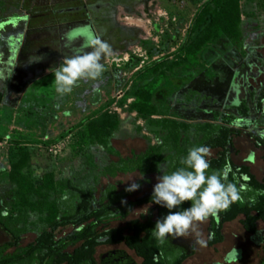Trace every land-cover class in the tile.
<instances>
[{"label":"rangeland","instance_id":"374dc122","mask_svg":"<svg viewBox=\"0 0 264 264\" xmlns=\"http://www.w3.org/2000/svg\"><path fill=\"white\" fill-rule=\"evenodd\" d=\"M121 1L128 4V8H123L124 14L120 17L116 15L115 22L111 20L106 24V29H100L106 33L105 40L112 48V55L103 60L105 71L102 78L96 82L83 81L66 96H59L55 92L53 70L61 65L64 58L81 55L85 51L58 50L59 38L67 30L66 23L80 20L82 14L74 18L73 15L65 14L58 18L51 16V12L79 7L83 3L95 6L110 1L2 2L0 207L8 206L10 214H16L20 208L18 203L14 204V180L26 178L38 183L46 176L53 178L54 182L68 178L77 186H83L87 184L86 162L89 157L101 165L114 160L106 155L105 149L98 143L99 139L92 136L94 122L103 115L117 122V128L108 132L107 137L110 145L124 157L130 152L138 154L144 151L146 144L143 138H152L145 130V119L133 109L139 100L146 101L147 110L155 108L156 113L160 112V116L149 117L151 120L167 117L188 122L187 116L191 109L175 104L177 92L187 87L204 90L215 88L218 94L226 91V82L216 84L213 75L215 70L226 74V68L219 66L220 63L228 65L235 60L226 49L223 39L207 43L193 56L179 54V50L189 41L195 15L208 0H142L131 8L127 0ZM149 2L152 3L149 8L152 14L142 19L140 14L143 9H140L139 3L146 7ZM245 5L253 10L256 17L264 11V0H240L239 8L242 12ZM260 34H250L245 44L251 45ZM260 44L264 57V37L260 38ZM37 57L41 59L33 61ZM180 60L183 63H179L174 70L163 72V68H160L161 72L157 74L152 71L157 64L162 65L166 61L176 63ZM179 75L185 78H179ZM189 75L192 77L188 78ZM137 88L141 90L137 91L139 98L132 93ZM84 120L87 121L83 126L68 132ZM233 144L237 155L232 156V162L248 166L256 180L260 181L264 165L252 138L243 135L235 139ZM133 182L140 185L139 189L130 192L121 205L128 201L137 202L153 192L157 179L152 176L147 184L137 174L120 175L115 180H102L99 190L112 185L117 192H121ZM99 197L100 194L96 193L95 202ZM149 208L135 207L128 217L114 220L111 226L120 227L127 221L139 219L141 215L147 214ZM221 233L223 242L208 247L210 236L206 222L200 226L198 235L175 239L169 237V242L189 255L183 264H261L263 225L258 224V232L252 237L247 236L237 222L225 225ZM33 239V235H27L21 246H26ZM6 241V236L0 230V245ZM233 249L238 254L237 260ZM115 251H124L135 264H140L133 253L123 247L100 248L95 258L99 262L102 254Z\"/></svg>","mask_w":264,"mask_h":264},{"label":"trees","instance_id":"16d2710c","mask_svg":"<svg viewBox=\"0 0 264 264\" xmlns=\"http://www.w3.org/2000/svg\"><path fill=\"white\" fill-rule=\"evenodd\" d=\"M239 3L240 0L206 1L195 15L188 43L179 50V54L193 56L207 43L223 39L235 60L229 66L218 64L226 68L227 77L220 70H215L213 75L216 84L226 82V91L218 94L215 88L187 87L177 92L175 104L191 109L188 122L167 117L151 120L149 117L160 116V112L156 113L155 108L147 110L146 101L139 100L133 109L145 119V130L152 138H143L144 151L130 152L124 157L109 143L108 132L117 128V122L103 115L94 122L92 136L99 139L106 155L114 160L101 165L89 157L87 184L83 186H77L68 178L54 182L46 176L38 183L26 178L14 180V204L18 203L20 208L12 215L8 206L0 207V230L7 238L0 245V264H102L103 257L110 252L102 254L99 262L95 255L98 249L107 247H123L133 253L140 264H183L188 254L173 247L169 240L163 245L158 244L152 235L155 222L169 214L167 208L152 202V192L137 202L121 205L130 192L125 189L117 192L112 185L103 190L99 187L102 180L133 174L143 177L148 184L150 177L181 167L180 159L193 146H208L211 169L229 165L232 169L229 180L253 189L244 193L245 200L256 197L254 204L234 203L218 218H209L208 247L221 244L223 227L233 222H237L246 235H256L258 224L264 226V195H256L255 191L264 190V171L258 181L248 166L237 165L231 158L237 155L234 140L249 135L264 165V57L260 44V38L264 37V11L256 17L247 5L242 12ZM253 33H261V36L247 46V37ZM179 63L183 60L166 61L157 64L152 71L157 74L162 68L163 72L174 70ZM139 89L132 92L137 98ZM1 100L0 94V103ZM86 121L68 132L83 126ZM249 156L253 155L250 153ZM96 193L100 197L95 202ZM141 206L150 207L146 215L120 227L111 226V222L125 219L135 207ZM190 206V202H184L171 211ZM27 235H33L34 239L22 247L21 242ZM112 258L114 256L105 260ZM261 264H264V248Z\"/></svg>","mask_w":264,"mask_h":264},{"label":"clouds","instance_id":"9594fccd","mask_svg":"<svg viewBox=\"0 0 264 264\" xmlns=\"http://www.w3.org/2000/svg\"><path fill=\"white\" fill-rule=\"evenodd\" d=\"M89 51L63 59L61 65L53 70L55 92L59 96L70 95L74 88L83 81H99L105 71L103 60L112 55L111 45L99 37L93 36L88 44ZM37 57L33 61H38ZM98 91V89H97ZM208 146H193L179 161L181 167L174 171L161 173L153 187L152 202L165 207L169 214L155 222L152 235L158 244L163 245L175 238H186L199 234L200 226L209 218L216 219L226 212L234 203L254 204L255 196L245 200L244 193L253 189L246 184H238L229 180L232 169L225 165L222 169H211ZM143 178V177H141ZM140 185L133 182L125 189L132 192ZM256 195H264V190H255ZM184 202L191 206L177 209ZM146 214V213H145ZM202 243V241H197ZM235 259L237 252L233 249Z\"/></svg>","mask_w":264,"mask_h":264},{"label":"flooded vegetation","instance_id":"af4514ba","mask_svg":"<svg viewBox=\"0 0 264 264\" xmlns=\"http://www.w3.org/2000/svg\"><path fill=\"white\" fill-rule=\"evenodd\" d=\"M4 1L6 0H0V7H2V2ZM109 1V3L98 4L95 6H86L85 3H83L79 7L76 6L72 8L52 11L51 16H55L58 18L64 17L65 14H70L69 16L73 15V18L75 17V15L82 14L80 20L70 22L69 24L66 23L67 30L65 33L60 34L58 50H70L72 52H79V50H81V52L89 51L90 49L88 47V44L93 36L99 37L100 39L106 41V33L104 31H101L100 29L102 27L103 29H106V24L109 21L111 22V20H114L115 22L116 15L120 17L124 14L123 8H128V4L125 3L126 1ZM139 1L143 2L142 0H127L130 8L135 4L137 5V2ZM139 5L141 7L140 9H143L140 14L142 19H145L147 16H149V14H152L149 9L150 7H152V3L149 2L148 6L146 7H144V5H142L141 3H139Z\"/></svg>","mask_w":264,"mask_h":264},{"label":"water","instance_id":"95a60500","mask_svg":"<svg viewBox=\"0 0 264 264\" xmlns=\"http://www.w3.org/2000/svg\"><path fill=\"white\" fill-rule=\"evenodd\" d=\"M114 256V258L106 261L105 259H109ZM102 264H134V260L128 256L124 251H115L111 252L108 255H105L102 259Z\"/></svg>","mask_w":264,"mask_h":264},{"label":"crops","instance_id":"0c3cea01","mask_svg":"<svg viewBox=\"0 0 264 264\" xmlns=\"http://www.w3.org/2000/svg\"><path fill=\"white\" fill-rule=\"evenodd\" d=\"M252 160V159H251ZM248 236V235H247ZM255 236V235H254ZM249 237H252V236H249ZM238 259H240V257L238 258Z\"/></svg>","mask_w":264,"mask_h":264}]
</instances>
